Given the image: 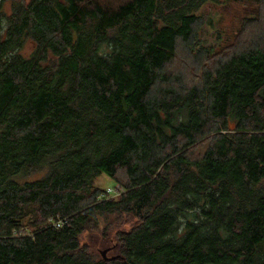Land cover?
Instances as JSON below:
<instances>
[{"label": "trees", "instance_id": "obj_1", "mask_svg": "<svg viewBox=\"0 0 264 264\" xmlns=\"http://www.w3.org/2000/svg\"><path fill=\"white\" fill-rule=\"evenodd\" d=\"M218 2L0 0V264H264V24L215 55Z\"/></svg>", "mask_w": 264, "mask_h": 264}, {"label": "rangeland", "instance_id": "obj_2", "mask_svg": "<svg viewBox=\"0 0 264 264\" xmlns=\"http://www.w3.org/2000/svg\"><path fill=\"white\" fill-rule=\"evenodd\" d=\"M21 1L26 4L29 0ZM261 1L219 0L217 4L203 6L198 12L202 20V25L197 31L200 44L215 55L231 53L250 45L259 24L260 26L264 24V4ZM3 7L7 13L10 11L9 2H5ZM256 19L259 23L254 21ZM30 51L31 46L28 44L23 52L28 54ZM181 58L184 56L179 53L169 70L172 73L182 71L187 78H191V68L185 66ZM95 186L106 190L115 187V182L101 175L96 179ZM100 228L98 231L85 232L83 235V242L96 252L107 247L106 237L101 234Z\"/></svg>", "mask_w": 264, "mask_h": 264}, {"label": "built area", "instance_id": "obj_3", "mask_svg": "<svg viewBox=\"0 0 264 264\" xmlns=\"http://www.w3.org/2000/svg\"><path fill=\"white\" fill-rule=\"evenodd\" d=\"M104 193H105L106 195L111 196V197H115V196H117V194H118L113 188L106 189ZM103 195H104V194H103ZM103 195H101V197H103Z\"/></svg>", "mask_w": 264, "mask_h": 264}, {"label": "water", "instance_id": "obj_4", "mask_svg": "<svg viewBox=\"0 0 264 264\" xmlns=\"http://www.w3.org/2000/svg\"><path fill=\"white\" fill-rule=\"evenodd\" d=\"M109 249H105L103 251H100V255L103 259H107L106 255L108 253Z\"/></svg>", "mask_w": 264, "mask_h": 264}]
</instances>
